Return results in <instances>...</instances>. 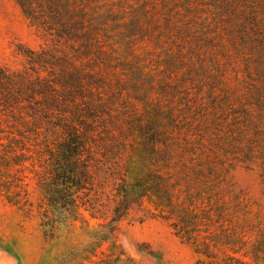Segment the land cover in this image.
Instances as JSON below:
<instances>
[{"label": "trees", "instance_id": "1", "mask_svg": "<svg viewBox=\"0 0 264 264\" xmlns=\"http://www.w3.org/2000/svg\"><path fill=\"white\" fill-rule=\"evenodd\" d=\"M14 1L41 44L38 50L19 47L25 60L20 70L0 63V135L8 141L0 159V195L8 205L34 213L46 239L56 241L86 214L119 225L149 198L169 214L176 236L206 258L200 264L264 262V241L253 243L241 228L249 200L234 177L237 165L221 168L214 162L209 155L214 129L206 127L210 114L187 83L171 79L180 66L194 69L195 59L202 61L211 48L204 38L226 36L224 23L234 31L228 35H243L239 26L248 21L251 34L261 36V6L252 0ZM227 43L222 38L224 49ZM125 51L135 60L133 82L116 71L117 54ZM162 52L170 71L157 83L165 102L154 107V115L95 120L104 110L94 104L107 96L105 86L116 83L121 92L132 86L126 100H150L155 77L146 73L141 57ZM212 58L220 63L222 55ZM145 84L151 91H141ZM183 101L191 108L179 106ZM139 140L142 150L136 151L132 145ZM30 147L41 149L45 161L34 171L42 190L36 207L17 192L19 174L31 164ZM134 164L139 166L135 180ZM233 221L240 227L229 235L231 243L202 236L197 227L203 223V233L213 234L212 227L223 229ZM193 225L200 231L188 234ZM71 259L68 254L62 263Z\"/></svg>", "mask_w": 264, "mask_h": 264}, {"label": "rangeland", "instance_id": "2", "mask_svg": "<svg viewBox=\"0 0 264 264\" xmlns=\"http://www.w3.org/2000/svg\"><path fill=\"white\" fill-rule=\"evenodd\" d=\"M252 2L261 6L259 12L264 17V0ZM243 22L239 26L243 35H238L236 31L234 36L228 35L234 31L224 23L226 36L215 33V40L204 38V43L211 48L202 54L204 57L200 56L202 61H197L194 55H188V59H195V68L188 64L180 66L171 79L178 85L187 83L186 89L190 90L193 98L204 103L203 109L210 114L206 117V127L209 131L214 129L213 152L209 154L213 156L214 162L221 168L237 165L234 177L245 189L249 200L246 203L249 205L245 204V211H248L246 220L240 216L243 221L241 228L257 244L264 241V32L256 37L251 34L249 22ZM258 22L264 29V19ZM222 38L229 41L225 49L221 45ZM40 44V39L15 1L0 0V63L20 70L25 60L18 53L19 47L38 50ZM172 49L176 51L178 48L174 46ZM215 54L222 55L220 63L213 60ZM117 56L116 71L133 82L136 71L132 68L136 67L133 55L125 51ZM166 57L165 52L149 56L143 54L141 57L145 61L142 67L146 73L155 77L156 86L152 91L148 84L141 89L142 92H152L149 101L133 100L134 103L126 100L127 96L133 95L132 86L123 92L116 83L111 84L109 89L105 86L107 96L99 98L101 102L90 103L104 108L95 120L99 121L100 118L112 122L116 118L120 120L131 115L142 118L148 117V114L153 116L154 107L165 102L159 94L157 83L169 76ZM112 76V80L116 81L119 74ZM185 92L182 90V93ZM182 105L191 108L185 101L179 104ZM83 108L81 104L80 109ZM1 138L2 135L0 159L8 150L7 138ZM233 139L236 143L228 145ZM142 143L139 140L132 145V149L142 150ZM27 154L31 164L21 170L17 192L28 195L29 203L36 207L42 198V190L34 171L43 167L45 161L41 149L36 147H30ZM134 167L130 177L135 180L139 177V166L134 164ZM106 193L109 194V190ZM33 215L28 216L11 207L0 195V264H64L62 257L68 254L72 259L67 264H200L202 259L206 260L176 236L172 222L167 220L169 214L159 211L153 199L147 198L140 206H135L119 225H111L109 220H95L86 214L82 222H77L74 229L56 241L46 239L39 220ZM189 217H192L191 214ZM202 224L197 226L202 230L201 235H215L221 243H231L229 235L240 227L238 222L233 221L226 223L223 229L212 227L209 230L213 234H205L203 232L207 230L203 229ZM193 227H189L186 232L194 234L200 231ZM226 251L233 255L230 250ZM246 260L251 261L249 258ZM258 264L264 262L261 260Z\"/></svg>", "mask_w": 264, "mask_h": 264}]
</instances>
